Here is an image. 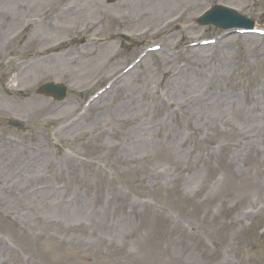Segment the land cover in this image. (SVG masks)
Wrapping results in <instances>:
<instances>
[{"label": "rangeland", "instance_id": "374dc122", "mask_svg": "<svg viewBox=\"0 0 264 264\" xmlns=\"http://www.w3.org/2000/svg\"><path fill=\"white\" fill-rule=\"evenodd\" d=\"M215 3L264 28V0H0V264H264V35Z\"/></svg>", "mask_w": 264, "mask_h": 264}, {"label": "water", "instance_id": "95a60500", "mask_svg": "<svg viewBox=\"0 0 264 264\" xmlns=\"http://www.w3.org/2000/svg\"><path fill=\"white\" fill-rule=\"evenodd\" d=\"M43 90H44L45 92H47V93H49V92L57 93V94H58L57 97H62V96L65 95V89H64L63 87H61V86H56V85H53V84L48 85V86H45V87L43 88Z\"/></svg>", "mask_w": 264, "mask_h": 264}, {"label": "bare ground", "instance_id": "6f19581e", "mask_svg": "<svg viewBox=\"0 0 264 264\" xmlns=\"http://www.w3.org/2000/svg\"><path fill=\"white\" fill-rule=\"evenodd\" d=\"M175 0H166V2L171 3L174 2Z\"/></svg>", "mask_w": 264, "mask_h": 264}]
</instances>
